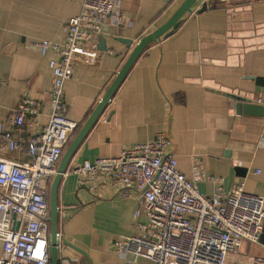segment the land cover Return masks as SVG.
Here are the masks:
<instances>
[{
	"label": "crops",
	"instance_id": "1",
	"mask_svg": "<svg viewBox=\"0 0 264 264\" xmlns=\"http://www.w3.org/2000/svg\"><path fill=\"white\" fill-rule=\"evenodd\" d=\"M139 1L140 6L127 12L122 22H106L97 58L78 59L72 79L66 82L67 118L79 129L136 45L166 23L185 0ZM83 2L0 0V124L13 116L24 99L42 104L37 126L27 129L23 137L48 123L51 105L44 93L52 87L50 62L58 59L53 51L42 55L31 43L64 44L65 25L78 16ZM204 4L200 0L177 30L139 56L70 166L118 156L127 146L165 134L187 179L193 180V166L198 163L206 176L224 179L225 193L244 183L247 193L264 199V119L238 115L234 100L258 105L264 94L263 86L257 85V79H264V3L210 0L207 10L199 14ZM5 156L22 163L31 160L25 146ZM237 168L245 169V175ZM217 186L207 179L199 182L207 197ZM112 193L106 190L93 196L77 187L74 176L63 179L58 264H154L114 253V242L138 233L136 225L147 223V218L142 213L134 219L137 194L125 199ZM247 259L264 260V223L260 243H245L242 248L240 262Z\"/></svg>",
	"mask_w": 264,
	"mask_h": 264
},
{
	"label": "built area",
	"instance_id": "2",
	"mask_svg": "<svg viewBox=\"0 0 264 264\" xmlns=\"http://www.w3.org/2000/svg\"><path fill=\"white\" fill-rule=\"evenodd\" d=\"M139 6V0L121 4L84 0L78 16L65 25L64 44L47 40L31 43L42 55L53 51L58 56L50 62L52 87L44 93L51 111L47 125L27 137H23L25 131L37 126L42 113L38 101L24 99L13 116L0 124V264L51 263L50 187L79 129L67 118L66 82L72 79L78 59L97 58L106 22H122L127 12ZM256 103L264 105V94ZM24 146L29 162L5 156ZM202 170L195 163L194 178L187 179L178 168L172 141L160 134L153 141L127 146L118 156L69 166L64 178L74 176L77 187L93 196L106 190L125 199L133 193L139 196L134 219L143 213L147 223L136 225L138 233L114 242L117 256L132 255L154 264H264L263 259L240 262L244 244L261 241L264 199L247 193L244 183L225 193L221 186L224 179L206 176ZM204 179L218 185L211 197L199 189ZM62 213L60 208V216ZM57 241L59 252V232Z\"/></svg>",
	"mask_w": 264,
	"mask_h": 264
},
{
	"label": "water",
	"instance_id": "3",
	"mask_svg": "<svg viewBox=\"0 0 264 264\" xmlns=\"http://www.w3.org/2000/svg\"><path fill=\"white\" fill-rule=\"evenodd\" d=\"M199 0H185L182 5L177 9V11L172 15V17L163 25L158 27L154 32L144 37L134 48L128 60L124 64L121 71L118 73L116 79L108 89L102 101L99 103L95 111L92 113L90 118L86 121V123L79 129L78 133L71 141L67 150L64 153V156L59 163L57 175L53 179L50 187V241H51V264H58L59 254H58V228L60 222V187L62 181L64 179V175L67 169L70 166V163L81 146L82 142L90 132V130L94 127L98 119L100 118L102 112L106 109L113 96L123 83L124 79L131 71L135 62L139 58V56L152 44L157 42L161 37L169 34L172 31L177 30L183 23L184 17L187 14L193 12L195 5ZM207 4H204L199 14H202L207 10ZM120 42L125 44H132L131 41L121 40ZM257 85H262V89L264 88V79H257ZM264 90V89H263ZM262 90V91H263ZM238 103L235 105L236 112L238 115H246L264 119V106L256 105L250 102L247 99L235 98ZM238 172L242 176L245 175L246 170L242 168H237ZM65 245L70 246L68 242H64Z\"/></svg>",
	"mask_w": 264,
	"mask_h": 264
},
{
	"label": "rangeland",
	"instance_id": "4",
	"mask_svg": "<svg viewBox=\"0 0 264 264\" xmlns=\"http://www.w3.org/2000/svg\"><path fill=\"white\" fill-rule=\"evenodd\" d=\"M61 160H62V158H61ZM61 160H60V162H61ZM60 162H59V163H60Z\"/></svg>",
	"mask_w": 264,
	"mask_h": 264
}]
</instances>
